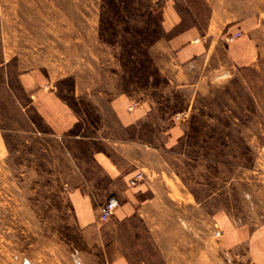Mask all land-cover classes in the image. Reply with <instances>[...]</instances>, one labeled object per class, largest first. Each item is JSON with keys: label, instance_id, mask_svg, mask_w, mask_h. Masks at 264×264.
Wrapping results in <instances>:
<instances>
[{"label": "rangeland", "instance_id": "rangeland-1", "mask_svg": "<svg viewBox=\"0 0 264 264\" xmlns=\"http://www.w3.org/2000/svg\"><path fill=\"white\" fill-rule=\"evenodd\" d=\"M190 43L200 52L181 62L177 48ZM6 60L54 78L78 125L108 127L118 167L151 174L160 209L124 227L98 209L84 227L65 190L85 176L101 182L90 151L102 145L45 129L43 149L33 141L0 163V264H235L220 225L263 221L254 195L264 187V0H0ZM95 91L134 100L127 112L140 106L139 126L121 129L104 100L84 95ZM122 140L141 147L120 149Z\"/></svg>", "mask_w": 264, "mask_h": 264}, {"label": "crops", "instance_id": "crops-1", "mask_svg": "<svg viewBox=\"0 0 264 264\" xmlns=\"http://www.w3.org/2000/svg\"><path fill=\"white\" fill-rule=\"evenodd\" d=\"M237 43L239 42L234 41L231 44L236 46ZM199 49L200 46L192 43L184 47L180 46L177 48V57L181 62L189 61L198 56ZM53 83L54 78L52 77L40 79L37 75H29V73L18 74L17 69H14L7 60L0 63V163L12 162L14 155L19 153L18 149L22 154V149H27L30 142L33 141H36L38 148L43 149L46 137L45 129L48 131V137L56 139L58 142L70 140L89 144L96 143L102 145V148L91 150L90 154L91 161L101 169L99 174L101 182L96 185L88 184L86 180L88 176L85 178L81 176L85 180L84 184L65 190L67 202L77 220L84 227L91 226L96 221L99 206L111 196L116 197L119 202L112 217V224L115 226H128L131 220H135V217L141 218V214L146 209L159 210L158 188L151 174L146 175L140 170L118 167L119 159L117 158V160L114 152L109 149V144L113 140L110 141L108 136V127L94 126L93 124L78 125L77 113L64 102ZM82 94L74 92V97H80ZM84 95L91 99L104 100L105 108L111 110L121 129L139 126L137 120L140 116V106L136 105L133 115L127 112V105L132 106L131 102L134 100L126 99L122 95L110 99V95L102 91L87 92ZM100 109H103L101 105ZM76 127L79 128L78 133L70 134ZM89 130H92L96 135L90 137L82 134ZM172 131L182 132L179 127H175ZM114 143H119L120 149L123 146L124 150L141 147L133 141L122 140ZM155 147L148 144L145 149L152 148V152L156 153ZM114 149L116 152V148ZM26 162L22 160L21 164ZM128 162L132 164L133 160L130 159ZM137 162L139 161L137 160ZM4 174L6 179L13 178L12 172L5 171ZM138 174L142 175V180L135 186H130L129 181ZM21 175L23 176V172ZM254 197L261 207L262 222L258 225L236 226L228 220L219 227L222 233L219 241L220 249L227 252L235 264H264V187L255 193ZM87 213H94L95 217L90 218ZM139 220L146 224H152L151 226L158 222L151 219ZM75 261H79L77 264H85L79 259ZM106 264H110L108 257ZM111 264L130 263L126 258L119 257L116 262H111Z\"/></svg>", "mask_w": 264, "mask_h": 264}, {"label": "built area", "instance_id": "built-area-1", "mask_svg": "<svg viewBox=\"0 0 264 264\" xmlns=\"http://www.w3.org/2000/svg\"><path fill=\"white\" fill-rule=\"evenodd\" d=\"M142 179V175H136L135 179L131 180V185H135ZM119 202L115 197H110L104 204L99 208V219L102 222H107L113 216L115 210L118 208Z\"/></svg>", "mask_w": 264, "mask_h": 264}]
</instances>
